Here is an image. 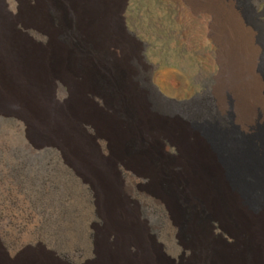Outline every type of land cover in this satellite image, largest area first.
Listing matches in <instances>:
<instances>
[{"label": "rangeland", "instance_id": "1", "mask_svg": "<svg viewBox=\"0 0 264 264\" xmlns=\"http://www.w3.org/2000/svg\"><path fill=\"white\" fill-rule=\"evenodd\" d=\"M206 1L91 0L93 12L103 6L107 17L100 42L104 54L93 53L92 59L81 56L92 48L97 50L96 44L92 47L94 34L91 37L74 30L75 16L67 7L59 13L51 4L44 8L53 26L61 21L52 32L61 42L58 48L48 34L19 22L11 35L24 47L60 53L63 78L53 80V96L63 108L77 101L80 125L103 156L109 157L111 151L92 123L109 132L123 113L86 87L78 97L68 82L73 67L79 71L74 77L76 86L91 85L108 94L101 64L115 65V75L122 66L125 85L139 88L152 112L177 135L186 134L192 162L204 167L199 177L213 181L207 169L209 159L199 154L204 145L194 138L205 134L206 148L215 153V162L226 168L225 178L235 183L233 153L242 157V153L264 148V0H235V11L229 0H216L210 8ZM26 7L39 11L41 0H0L1 10L16 18L24 15ZM233 12L239 14L242 29L253 35V46L260 52L254 72L260 88L255 95L253 81L246 73L247 50L237 36L234 43L228 31V15ZM215 28H220L219 41L214 37ZM0 108L7 112L0 113L1 264H23L32 256H50L60 264H99L102 247L115 249L117 240L104 215L100 192L58 148L37 147L47 143L48 137L32 132L11 113L13 106L0 103ZM248 125L252 128L246 129ZM122 156L132 170H124L119 161L114 163L118 189L127 209L134 212L157 264H191L192 252L185 242L193 236H203L216 250L236 247L234 238L217 220H208V230L199 222L196 232L191 233L186 228V215L152 201L151 193L163 191L165 179L180 177L184 162L167 138L159 136L142 152L126 150ZM164 168L173 173L163 174ZM236 218L226 215L223 224L235 229ZM129 250L134 252L132 246Z\"/></svg>", "mask_w": 264, "mask_h": 264}, {"label": "bare ground", "instance_id": "2", "mask_svg": "<svg viewBox=\"0 0 264 264\" xmlns=\"http://www.w3.org/2000/svg\"><path fill=\"white\" fill-rule=\"evenodd\" d=\"M90 2L91 0H41L39 11L26 7L24 15L22 16V13L18 18L0 8V103L13 106L15 111L12 110L11 113L21 119L32 132L48 137L47 143H38L37 147L50 145L58 148L67 162L100 192L104 215L111 224L110 228L116 231L117 240L115 249L102 247L99 264H157L134 212L127 209L125 198L119 192V178L114 163L119 161L124 170L131 171V166L122 158L124 157L122 152L126 150L142 152L149 144L155 143L159 136L167 138L177 147L184 162L180 166V177L175 180L165 179L164 190L151 193L152 201L186 215V228L191 233L196 232L199 222L208 230V220L213 218L235 240L234 249L220 251L208 246L203 236H193V240L185 242L192 252L191 264H264V148L257 152L242 153V157L238 156L239 153L236 155L233 153L232 159L236 160V163L231 171L237 180L232 183L225 178L226 168L215 162V153L206 148L207 136L205 134L195 136L196 143L206 148L203 147L199 154L202 153L209 159L207 169L213 177L211 182L202 180L199 176L204 167H198L200 165L196 166L192 162L193 152L187 144L186 134L177 135L159 115L152 112L147 107L139 88L130 84L125 85L122 78L123 69L120 68L122 66L117 67L115 75V65L108 67L101 64L104 79L109 87L108 94L91 85L76 86L74 77L79 71L73 67L68 82L78 97L86 87L123 113V118L109 132L100 130L96 123H92L111 151V155L105 157L98 150L92 137L82 129L80 125L82 120L75 109L77 101H73L70 108H63L53 96V80L63 78L60 53L57 50L46 52L36 47H24L11 35L15 30V24L19 22L48 34L58 48L61 42L58 37L53 38L52 32L54 27L61 25V21L55 22L53 26L46 17L44 8L51 4L59 13L63 7H67L75 16L74 30L91 37L94 34L96 39L93 38L96 42L92 40V47L96 44L97 50L92 48L94 50L82 54L81 57L92 59L93 53L104 54L100 42L107 21L106 11L102 6L101 9H96L98 12H93L95 9L90 6ZM229 2L235 11L236 1ZM204 3L209 7L216 3V0H207ZM213 15L215 16L214 13ZM242 27L239 14L229 13L228 31L232 34L234 43V37L237 36L244 46L242 47L247 50L246 73L253 81L252 91L255 95L260 88L254 75L260 52L253 46V35L245 33ZM219 29L215 28L214 37L217 41ZM229 42L231 43V40ZM2 109L0 113L6 114L7 112ZM245 128L251 129L252 126L248 125ZM215 137L223 139L219 134H215ZM240 158L245 163H240L238 160ZM162 171L163 174L173 173L170 172L172 171L170 168H164ZM196 212H200L202 216H193ZM226 215L237 217L238 224L235 229L223 224ZM130 246L134 248V252L129 250ZM23 264L60 263L50 256H32L25 259Z\"/></svg>", "mask_w": 264, "mask_h": 264}]
</instances>
